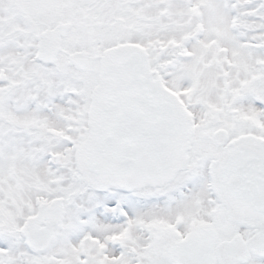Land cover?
<instances>
[{
    "label": "snow or ice",
    "instance_id": "obj_1",
    "mask_svg": "<svg viewBox=\"0 0 264 264\" xmlns=\"http://www.w3.org/2000/svg\"><path fill=\"white\" fill-rule=\"evenodd\" d=\"M0 264H264V0H0Z\"/></svg>",
    "mask_w": 264,
    "mask_h": 264
}]
</instances>
